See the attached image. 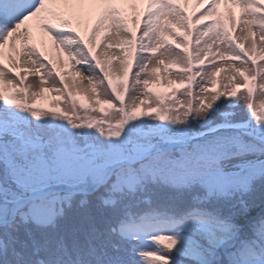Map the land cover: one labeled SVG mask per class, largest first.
Returning <instances> with one entry per match:
<instances>
[{
	"label": "snow or ice",
	"instance_id": "6c2138e0",
	"mask_svg": "<svg viewBox=\"0 0 264 264\" xmlns=\"http://www.w3.org/2000/svg\"><path fill=\"white\" fill-rule=\"evenodd\" d=\"M186 3L0 0V264H264V0Z\"/></svg>",
	"mask_w": 264,
	"mask_h": 264
},
{
	"label": "bare ground",
	"instance_id": "6f19581e",
	"mask_svg": "<svg viewBox=\"0 0 264 264\" xmlns=\"http://www.w3.org/2000/svg\"><path fill=\"white\" fill-rule=\"evenodd\" d=\"M194 3H195V0H187V3L184 5V7H185V9H186L188 14L198 16V14L202 11V9H203V7L205 5L203 3H201L196 8H193V4ZM232 7L233 6H231V5L222 4L221 5V11L222 12H228ZM235 12L237 14H239L240 9L238 8V10H236V8H235ZM234 35L237 36L238 40H240L241 43H243L246 47H250L251 38L244 39V36H246V33L244 31H242L240 29H237L234 32ZM258 38H259V36L257 35L256 39H258ZM45 50H46V54H48L50 56V58L53 59V61L57 63L58 67H60V68L64 67V60H66V56L63 53H58L56 50H53V49H45ZM114 54H119V50H115ZM19 67H20V69H23L25 67H30V65L22 63ZM168 67L171 69V71H169L168 73H165L163 71V68H161V70L157 74V78H154L155 82L151 83L149 85V87L152 88L153 91L171 93L173 88L180 89L181 87H184V85H181L179 82L178 83L175 82L172 85H170L168 83L169 80H172L171 73L176 71V70H178L181 66L180 65H171V64H169ZM217 67L227 68L226 64H221V63L217 64ZM210 72H211V69H210ZM74 73H75V69L74 68L71 70V72H65L64 73L67 81L69 82V84L72 83V77H73ZM9 78H11V77H9ZM180 78L184 79V77H182V76H180ZM229 78L230 77H229L227 71H221V72L217 73V76L215 77V79H216V84L215 85L212 84L211 79H208L206 82H207V84L208 83L211 84V87L209 89H212L213 87H215V88H218L220 91H224L226 89V87L227 88L232 87L231 83L229 82ZM225 79L228 82L224 84L223 82H224ZM172 81H174V80H172ZM33 82L37 84V86H38L37 89L39 91V87H40L39 78L30 73L28 75V79L25 81V85H29V84H31ZM86 82H87V80L85 79L84 82L82 83L83 85H81V84L79 85V86H82L81 89H76V87H73L72 91L75 92L76 96H80L82 94H86V95H89L92 98L94 97L96 99V97L90 93L89 85ZM48 84L52 87V83L51 82H49ZM29 91L34 92L32 87H30ZM53 93L59 94L57 92H49V93H47V95L53 96L54 95ZM57 96H59V95H57ZM183 96H186V95L183 94ZM99 98L102 101L105 100V99H108V97H105L103 95H101ZM149 99L154 101L155 97L152 96ZM175 99L179 100V101H183V100H180L178 98H175ZM193 103H195V100H193ZM101 106L108 107V105H101ZM152 106H155V104L153 103Z\"/></svg>",
	"mask_w": 264,
	"mask_h": 264
},
{
	"label": "rangeland",
	"instance_id": "374dc122",
	"mask_svg": "<svg viewBox=\"0 0 264 264\" xmlns=\"http://www.w3.org/2000/svg\"><path fill=\"white\" fill-rule=\"evenodd\" d=\"M236 8V10H238V6L237 7H235ZM235 8L233 9V7L230 9V10H234L235 11ZM253 31L255 32L256 30L253 28ZM247 35V34H246ZM248 38H251L252 39V37H248ZM256 38H257V36H256ZM236 39H237V41L238 42H240L241 43V41L240 40H238V38H237V36H236ZM244 39H245V36H244ZM257 42H258V46H259V38L257 39ZM220 62H218L217 64H219ZM226 67H227V65H226ZM205 71H207V72H210V69L209 68H206L205 69ZM228 72V75H229V77L232 75V73L230 72V71H227ZM173 73V72H172ZM171 73V78H172V80H174L175 82H179L180 81V76H177V75H173ZM89 74L88 73H83V76L84 77H87ZM10 79V78H9ZM198 80H199V77L197 78ZM223 82V81H222ZM228 81L225 79L224 80V84L225 83H227ZM15 83V82H14ZM87 83V82H86ZM236 83L237 84H240V83H242V80H240V79H238L237 81H236ZM31 85V87H32V89H33V91H38V89H37V84L36 83H31L30 84ZM81 85H83V84H81ZM85 85V84H84ZM208 85V87L210 88L211 87V84L210 83H208L207 84ZM44 87H46V88H50L51 86L49 85V84H46V85H44ZM82 88V86H78V87H76V89H81ZM218 89V88H217ZM31 91H29V96L31 97ZM54 95L53 96H49V95H47L46 94V96H47V99L45 100V99H41V98H36V101L38 102V103H40V104H47V105H51V106H59L60 108H63L64 110H66V111H69L70 109H71V101H70V99H69V97L67 96V94L65 93V94H63V99H61V100H56L55 99V97H57V95H62L61 93H59V94H56V93H53ZM73 94L75 95V92L73 91ZM183 94H184V87H181L180 89H179V91L177 92V94H176V98H178V99H180V100H183L184 102H186L187 101V99H188V97L187 96H183ZM78 97V100L79 99H85L88 103H90L91 105H92V107L93 108H95L96 109V111H91V110H88V114H90V115H92V116H94V117H97V118H99V117H101V116H103L104 114L103 113H101L100 111H99V108L101 107V105H97L96 104V99L93 97H91V96H89V95H86V94H82V95H80V96H77ZM31 102V101H30ZM104 107V106H103ZM105 109H108V107H105ZM77 110L79 111V113H80V115H84L85 114V110L84 109H80L79 108V104H77ZM112 115V113H111V111H109V116H111ZM113 119H117V118H119L118 116H116V117H112Z\"/></svg>",
	"mask_w": 264,
	"mask_h": 264
}]
</instances>
